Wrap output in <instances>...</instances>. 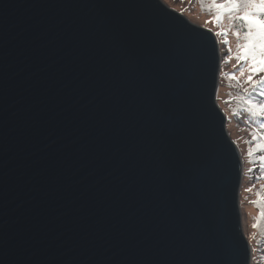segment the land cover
<instances>
[{
	"label": "water",
	"instance_id": "obj_1",
	"mask_svg": "<svg viewBox=\"0 0 264 264\" xmlns=\"http://www.w3.org/2000/svg\"><path fill=\"white\" fill-rule=\"evenodd\" d=\"M221 64L162 0H0V264H252Z\"/></svg>",
	"mask_w": 264,
	"mask_h": 264
},
{
	"label": "trees",
	"instance_id": "obj_2",
	"mask_svg": "<svg viewBox=\"0 0 264 264\" xmlns=\"http://www.w3.org/2000/svg\"><path fill=\"white\" fill-rule=\"evenodd\" d=\"M194 4H200L202 10H206L208 14L216 17H233V28L242 32L246 37L247 22L240 20L241 16L246 13H255L258 17L264 16L258 9L251 6H240L235 10L217 8L210 3V0H193ZM224 36H229L227 29L222 33ZM229 38H227L225 45L227 49L231 50ZM245 61V60H243ZM262 65L257 59L251 74L240 81L241 78L236 74V69H228L225 61L221 64V74L218 87L217 105L221 108L228 121V131L231 138L232 132L242 133L245 141L242 140L243 148H240L244 161V176L243 183H241V192H244L251 182L256 181L260 185L258 189V196L254 199L258 203L254 207L255 221L251 222V209H247L249 215L250 231L246 235L251 243L253 249V262L258 260L260 263L264 262V113L257 107V104H264V71L260 70ZM251 77V80H249ZM235 87V89H234ZM229 88L230 91H229ZM229 91V92H228ZM228 92V95L225 94ZM229 126H234L235 130H230ZM263 185V186H262ZM239 199V195H238ZM251 199V198H250ZM258 199V200H257ZM252 201V200H251ZM251 208V206H250ZM253 264V263H252Z\"/></svg>",
	"mask_w": 264,
	"mask_h": 264
},
{
	"label": "rangeland",
	"instance_id": "obj_3",
	"mask_svg": "<svg viewBox=\"0 0 264 264\" xmlns=\"http://www.w3.org/2000/svg\"><path fill=\"white\" fill-rule=\"evenodd\" d=\"M162 1L166 5L170 6L171 8H174L177 11L183 13L192 24L214 32V34L216 35L220 43L221 61L223 62L225 61V64L228 69H231V68L236 69L237 71L236 74L241 78L240 81H244V78H247V76L251 74V71H252L251 69L254 68V64L256 63V62H253L252 57L249 55L247 60L245 61L237 59L238 52H240V54L243 55L239 46L248 43V40L246 39V37H244L242 32H240V36L239 38H237V34H236L237 30L233 28V24H234L233 17H222V18H219L218 23L217 22L209 23L208 21H214L215 18L217 17L215 15L208 14L206 10H202V8L200 7V4L198 3L194 4L193 0H162ZM227 29L229 30L228 37L222 34ZM227 38H229L228 43H230L231 45V50H228V51L227 49H223V48H226L225 42ZM241 69H243V74H241ZM230 89L231 88H229V91ZM228 92L225 94L226 96L228 95ZM217 95H218V92H217ZM229 129L235 130V127L229 126ZM232 134H233V138L236 140L240 148H243L244 145L241 142L242 140L245 141L244 135L238 132V137H239L238 139L236 132L233 131ZM234 139L233 141L235 142ZM243 176H244V172H243ZM242 183H243V178H242ZM259 187L260 185L259 184L257 185L256 181H254V182H251L249 185H247V188L244 192H241V191L239 192V205H240V211L242 213L243 231L245 235H247L250 231L249 215L247 214V209H251V217H250L251 222L255 221L256 219V217L254 216V207L257 204V208H258V203L255 202L254 199L258 196L257 191L258 190L262 191V189H258ZM252 263L253 264H264V262L260 263L259 258L255 262L252 261Z\"/></svg>",
	"mask_w": 264,
	"mask_h": 264
},
{
	"label": "snow or ice",
	"instance_id": "obj_4",
	"mask_svg": "<svg viewBox=\"0 0 264 264\" xmlns=\"http://www.w3.org/2000/svg\"><path fill=\"white\" fill-rule=\"evenodd\" d=\"M210 3L215 5L217 8H225L230 10H235L240 6H251L258 9L260 13L264 14V0H210ZM240 20L247 22V33L246 39L248 43L240 45V50L243 55L238 52V60H247L250 55L253 62L259 59L262 65L261 69L264 71V16L258 17L255 13H246L244 16L240 17ZM219 22V17L215 18L214 21ZM237 38L240 36V32L237 31ZM241 74H243V69H241ZM251 80V77H249ZM257 107L261 109L264 113V104H257Z\"/></svg>",
	"mask_w": 264,
	"mask_h": 264
}]
</instances>
